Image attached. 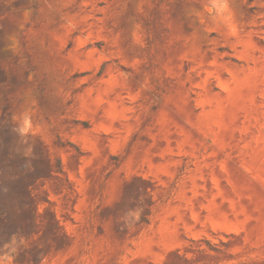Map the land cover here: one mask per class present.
<instances>
[{
    "label": "rangeland",
    "instance_id": "374dc122",
    "mask_svg": "<svg viewBox=\"0 0 264 264\" xmlns=\"http://www.w3.org/2000/svg\"><path fill=\"white\" fill-rule=\"evenodd\" d=\"M0 264H264V0H0Z\"/></svg>",
    "mask_w": 264,
    "mask_h": 264
}]
</instances>
